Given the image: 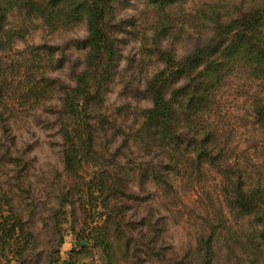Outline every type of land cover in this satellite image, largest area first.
<instances>
[{
	"label": "trees",
	"instance_id": "16d2710c",
	"mask_svg": "<svg viewBox=\"0 0 264 264\" xmlns=\"http://www.w3.org/2000/svg\"><path fill=\"white\" fill-rule=\"evenodd\" d=\"M118 1L0 0L2 122L7 121L5 115L22 116L18 107L33 109L60 96L54 115L62 139L64 176L55 171L52 176L37 175L34 181L40 182L49 201L60 203L52 218L58 227L70 224L78 238L92 241L93 249L109 255L108 263L98 255L101 264L140 258L135 251L130 255L132 237H127L124 249L121 242L115 249V240L137 230L146 239L137 246L145 247L143 252L152 264H264V0H253L246 9L204 3L197 17L198 30L211 31L204 43L182 58L155 47L152 53L163 68L143 89L135 90L151 107L141 113L137 127L129 130L104 111L118 75V34L126 32L128 25L116 21ZM148 2L155 13L154 23L160 19L164 25L153 28L156 37H176L184 30L177 33L173 15L177 5L189 0ZM83 23L88 35L79 46L87 49V55L84 69L72 73L74 85L49 76L64 64L59 48L43 43L15 49L38 25L49 35ZM233 84L235 92L251 100L252 137L245 149L234 146L235 130L223 126V98ZM30 112L23 111V116ZM4 126L9 130L8 124ZM110 132L122 136L120 145L101 143L102 138H110ZM31 162L12 157L8 151L0 153V163H4L0 175L9 178L3 180L7 190L0 191V259L20 235L28 244L33 237L26 230L24 211L33 216L39 205L26 203L25 208L19 194L23 191L15 187L25 181L32 185L27 180ZM132 188L146 194L140 197ZM186 194L198 198L190 207L184 204ZM28 198L33 199L30 193ZM140 201L157 203L167 215L159 213L155 222L148 218L127 221L126 202ZM183 207L188 212H182ZM183 213L200 219L194 229L195 243L183 257H162L163 247L157 250L156 246L163 230L157 223L165 225L169 217ZM79 222L82 226L77 229ZM95 249L70 255L93 257L99 252Z\"/></svg>",
	"mask_w": 264,
	"mask_h": 264
},
{
	"label": "rangeland",
	"instance_id": "374dc122",
	"mask_svg": "<svg viewBox=\"0 0 264 264\" xmlns=\"http://www.w3.org/2000/svg\"><path fill=\"white\" fill-rule=\"evenodd\" d=\"M215 2H220L223 6L229 7L237 5L242 9L252 6L254 3L253 0H189L183 6L177 5L173 15L175 22L172 25L175 24L174 26L178 27L177 33L183 28L184 30L176 37L155 36L153 28H159V26L164 25H162V20L160 19L154 23L155 13L148 0H119L115 4L116 21H124L128 25H126V32L118 34L120 39L118 75L106 96L104 111L111 119L117 120L118 124L126 130L137 127L136 123L141 120V113L145 109H149L151 103L144 96L137 94L135 90L143 89L145 82L163 68V64L152 53L153 49L159 47L164 50H170L177 58H182L191 52L195 46L204 43L211 36V31L207 30L201 33L198 30L197 17L202 4ZM187 14L192 17H188ZM38 27V30L29 33L24 42L18 41L15 44V49L22 51L26 45H41L43 43L59 48V56L62 55L64 58V64L59 70L49 76L58 79L60 83L74 85L72 73L81 72L85 67L87 49L81 48L79 43H83V40L88 35L86 23L69 31H59L49 35L43 31L41 25H38ZM1 56L4 55L1 54ZM235 84L230 85L224 94L225 104L222 113L225 114V119L223 126L228 131L229 129L235 130L234 146L237 144L241 149H245L246 145H248V140L252 137L251 132H249L251 100L245 93L235 92V88H233ZM59 97L58 95L53 100L35 105L33 109L25 110L18 107L22 116L10 117L5 115L7 120L5 123L1 120L2 111L0 110V153L8 151L12 157H22L32 161L27 178L32 185L25 184L27 183L25 181L23 183L24 186L22 183H16L15 187L17 190L23 191V193L19 192L20 198L23 199L20 201H23L24 204L32 203L35 205L37 203L39 205L33 216L24 211L27 222L26 230L33 234L30 244L20 235L14 247L0 259V264H58L70 254L83 252L84 249L89 252L95 249H93L92 241L78 238L70 230V224L62 223L58 227V224L52 218V214L59 208L60 203L55 199L54 201H49L46 198V191H41L43 188L40 182H34L37 175L39 177L42 175L52 176L55 171L62 173L64 176L61 163L62 139L58 133V128L55 126L54 115L56 108L60 106ZM121 110H125V112ZM23 111L31 112L28 116H23ZM5 124L9 126L7 131L4 129ZM122 140V136L117 134V137H114V132H110V138H102L101 143L107 145L108 141H112L113 146L116 147L122 143ZM3 165L4 163H0V167ZM85 171L89 172L91 169H86ZM3 180L8 181L9 178L5 174L0 175V191H2L1 188L3 187L7 190ZM132 189L131 191L139 193L140 197H144L146 194V192H141L138 188ZM147 189L149 192H154L151 186H148ZM58 192L59 190L56 193ZM29 193L33 199L29 200ZM54 195L56 197L59 196L57 194ZM191 196L186 194L184 199V204L188 207L191 205L190 202L198 199L195 195ZM215 197L216 195H214ZM42 201L45 202L43 205ZM126 203L128 204L127 221L138 223L148 218L150 221L155 222L159 213H164L162 209H158L157 203L149 201ZM77 208L80 216L81 209L79 206ZM186 210L187 208L185 207L181 209L184 213H186ZM184 213L179 217H169L165 221V225L163 221L157 223L160 230H163L156 246L157 250L163 247L162 257L164 254L170 258H174L172 254L183 257L185 252L188 251L189 245H194V229L200 223V219L190 215L187 217ZM164 214L167 215V213ZM81 226L82 222H79L77 229H80ZM135 227L141 229L138 226ZM127 237H132L130 255L135 251L140 258H130L125 263L118 259L115 264H152L151 258L145 256L143 252L146 250L145 247L137 246V244L146 240L141 238L138 230L133 232V234L125 232L120 237V241L118 239L115 240V249H119L120 242L123 243L121 247L124 249ZM96 249L99 251L95 253L96 256L88 255L86 257L82 255V257L97 258L101 256L106 263L109 255H104L100 248L96 247Z\"/></svg>",
	"mask_w": 264,
	"mask_h": 264
},
{
	"label": "crops",
	"instance_id": "0c3cea01",
	"mask_svg": "<svg viewBox=\"0 0 264 264\" xmlns=\"http://www.w3.org/2000/svg\"><path fill=\"white\" fill-rule=\"evenodd\" d=\"M58 264H101L97 258H74L71 255L64 257Z\"/></svg>",
	"mask_w": 264,
	"mask_h": 264
}]
</instances>
